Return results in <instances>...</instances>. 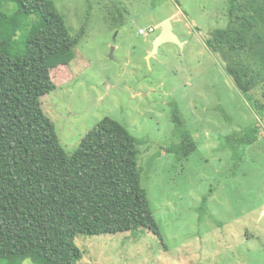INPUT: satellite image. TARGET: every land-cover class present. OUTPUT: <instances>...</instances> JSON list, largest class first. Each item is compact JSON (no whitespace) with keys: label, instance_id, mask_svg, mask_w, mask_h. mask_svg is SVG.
<instances>
[{"label":"rangeland","instance_id":"obj_1","mask_svg":"<svg viewBox=\"0 0 264 264\" xmlns=\"http://www.w3.org/2000/svg\"><path fill=\"white\" fill-rule=\"evenodd\" d=\"M53 1L74 37L86 32L69 67L53 71L60 84L41 98L44 112L69 155L107 116L129 129L163 235L78 234V264H264V111L206 43L227 26L229 2ZM166 20L185 44L165 43L148 58ZM185 132L198 147L177 155ZM229 136L257 140L240 146Z\"/></svg>","mask_w":264,"mask_h":264},{"label":"trees","instance_id":"obj_2","mask_svg":"<svg viewBox=\"0 0 264 264\" xmlns=\"http://www.w3.org/2000/svg\"><path fill=\"white\" fill-rule=\"evenodd\" d=\"M228 24L207 45L225 61L242 93L264 96V0H227ZM74 37L53 0H0V264H78V234L146 228L163 237L142 184L135 136L117 119L103 118L69 155L41 98L69 67ZM178 129L184 124L175 115ZM229 141L249 145L257 138ZM198 147L185 132L173 151Z\"/></svg>","mask_w":264,"mask_h":264},{"label":"water","instance_id":"obj_3","mask_svg":"<svg viewBox=\"0 0 264 264\" xmlns=\"http://www.w3.org/2000/svg\"><path fill=\"white\" fill-rule=\"evenodd\" d=\"M169 42L180 45L181 47H183L185 44V42L182 41L177 35V33L174 31L172 22L170 20H166L161 24V31L154 39L153 50L149 54L148 58H150L153 54L157 53L161 45Z\"/></svg>","mask_w":264,"mask_h":264},{"label":"built area","instance_id":"obj_4","mask_svg":"<svg viewBox=\"0 0 264 264\" xmlns=\"http://www.w3.org/2000/svg\"><path fill=\"white\" fill-rule=\"evenodd\" d=\"M155 30H156L155 27H151L149 29L150 32H154ZM140 33H145V30L144 29H140Z\"/></svg>","mask_w":264,"mask_h":264}]
</instances>
